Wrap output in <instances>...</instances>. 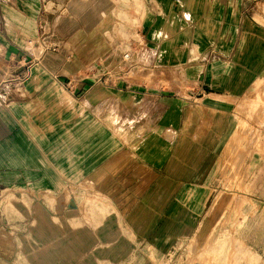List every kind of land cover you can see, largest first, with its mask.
<instances>
[{"label": "crops", "instance_id": "0c3cea01", "mask_svg": "<svg viewBox=\"0 0 264 264\" xmlns=\"http://www.w3.org/2000/svg\"><path fill=\"white\" fill-rule=\"evenodd\" d=\"M231 176L258 253L264 0H0V264H163Z\"/></svg>", "mask_w": 264, "mask_h": 264}, {"label": "rangeland", "instance_id": "374dc122", "mask_svg": "<svg viewBox=\"0 0 264 264\" xmlns=\"http://www.w3.org/2000/svg\"><path fill=\"white\" fill-rule=\"evenodd\" d=\"M227 187L230 193L222 194L219 197V203L215 207V212L220 210L221 213L220 218L217 217L215 219L210 237L206 240L193 239L190 242L186 241L184 244H180L171 257L163 264H264V254L262 252L264 250L258 249V253L250 252V250H245L247 251L246 253L245 251L240 252L241 244L239 240L234 238V235L240 225L242 208L229 205L228 203L230 199H235L239 194L242 195L244 191L240 188V184L235 180L234 176H231L227 182ZM217 198L218 194L216 192L213 204L218 202ZM221 235L225 239L226 256H224V259H222L223 255L220 256L221 254L217 253L219 252L218 238ZM209 248H213L216 253L211 251L209 253Z\"/></svg>", "mask_w": 264, "mask_h": 264}, {"label": "built area", "instance_id": "2783aa9c", "mask_svg": "<svg viewBox=\"0 0 264 264\" xmlns=\"http://www.w3.org/2000/svg\"><path fill=\"white\" fill-rule=\"evenodd\" d=\"M130 57V50L128 49L125 53H124V58L128 59Z\"/></svg>", "mask_w": 264, "mask_h": 264}]
</instances>
